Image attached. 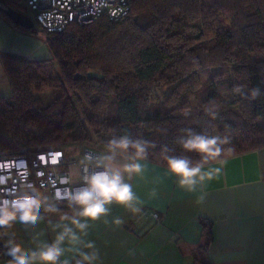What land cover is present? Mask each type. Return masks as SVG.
<instances>
[{"label": "trees", "instance_id": "obj_1", "mask_svg": "<svg viewBox=\"0 0 264 264\" xmlns=\"http://www.w3.org/2000/svg\"><path fill=\"white\" fill-rule=\"evenodd\" d=\"M23 31L41 34L51 59L0 56L10 83L0 97V158L92 140L104 150L128 135L155 145L147 160L165 166V154L198 159L177 142L186 127L229 135L234 152L224 158L264 147V0H130L117 22ZM43 84L61 95L41 104L33 90ZM257 87L261 95L248 98ZM211 101L220 105L215 120L203 111ZM201 226L206 249L212 225Z\"/></svg>", "mask_w": 264, "mask_h": 264}, {"label": "crops", "instance_id": "obj_2", "mask_svg": "<svg viewBox=\"0 0 264 264\" xmlns=\"http://www.w3.org/2000/svg\"><path fill=\"white\" fill-rule=\"evenodd\" d=\"M23 30L0 14V56L49 61L51 54L43 36ZM9 86L0 65V97L9 95ZM225 159L227 164L219 177L195 193L179 188L165 166L141 161L144 173L127 181L144 202L139 214L112 204L106 216L84 221L77 216V206L51 205L44 194L47 208L36 225L16 221L11 228L0 229V264L10 260V240L25 249H36L53 242L63 225L73 227V216L89 225L83 239L93 242L99 254L94 264H195L196 260L206 264H264V147ZM153 189L156 196H152ZM201 195L204 199L198 202ZM62 216L67 218L62 221ZM117 218L124 223L115 225ZM203 220L212 225L213 233L206 249ZM73 230L79 235L78 229ZM62 246L69 247L67 241ZM78 259L71 252L61 257L69 263Z\"/></svg>", "mask_w": 264, "mask_h": 264}, {"label": "clouds", "instance_id": "obj_3", "mask_svg": "<svg viewBox=\"0 0 264 264\" xmlns=\"http://www.w3.org/2000/svg\"><path fill=\"white\" fill-rule=\"evenodd\" d=\"M235 93H242L240 86L234 87ZM261 95L260 89L250 90L248 98L256 99ZM220 105L209 102L203 111L212 120L219 116ZM192 115L191 110L183 112L184 117ZM183 135L178 138V143L185 153H195L198 159L193 160L187 155H164L167 173L176 179L179 188L188 193L197 192L206 184L221 174L227 164L225 154L234 152L229 135H212L204 131H196L186 127ZM155 145L142 139H133L128 135L113 136L104 145V152L92 161L94 170L83 181V184L75 190H70L64 195L69 205L79 208L77 216L84 221H96L109 213V206L117 204L129 210L133 214L142 213L144 202L136 195L133 186L127 182L133 176L144 173L145 167L141 161L148 159L149 147ZM169 150L163 149L164 153ZM127 178V179H126ZM155 189L152 196H156ZM204 196L198 197V202L203 201ZM44 199L41 193L34 189H24L12 199L0 200V229L11 228L14 222L19 221L25 225H36L41 217V208ZM77 216L70 218L71 225L79 230V235L73 227L63 225L53 242L45 243L36 249H25L21 244L9 241L7 255L10 257L8 264H69L68 260H61L66 252L74 253L79 259L76 264H94L99 258L95 251V245L91 241H85L89 227L87 222H82ZM67 217H61L63 221ZM115 225L124 223L122 219H115ZM59 227V225H58ZM67 241L69 247L62 245ZM89 249L92 251H83Z\"/></svg>", "mask_w": 264, "mask_h": 264}, {"label": "built area", "instance_id": "obj_4", "mask_svg": "<svg viewBox=\"0 0 264 264\" xmlns=\"http://www.w3.org/2000/svg\"><path fill=\"white\" fill-rule=\"evenodd\" d=\"M130 0H23L32 12L37 28L46 33L63 31L69 25H87L99 17L117 22L128 14ZM12 3L13 1L10 0ZM100 155L92 148L72 146L31 152L22 149L16 156L0 158V200L12 199L24 189L38 190L47 208L44 194L51 205H68L64 195L83 184L94 170L92 161ZM76 168V172L71 171ZM156 219L157 215L153 214ZM69 264H76V260Z\"/></svg>", "mask_w": 264, "mask_h": 264}, {"label": "rangeland", "instance_id": "obj_5", "mask_svg": "<svg viewBox=\"0 0 264 264\" xmlns=\"http://www.w3.org/2000/svg\"><path fill=\"white\" fill-rule=\"evenodd\" d=\"M12 1L17 5L18 9L20 10V12L22 14L28 16L32 20L34 27H37L35 21L33 20L32 12L25 6L23 0H12ZM55 70H56V67L54 68V70L53 69L51 70L52 72L50 73V76H52V78H54L53 75L55 74ZM48 78H49V76L46 75V79H45L46 82H47ZM33 94L40 101L41 104H48L51 101H53L54 99L58 98L61 95V91L59 88L49 86V84H43L38 90L34 89ZM193 107L195 108V105H193ZM68 145H69V148L72 147L70 144H68ZM63 146H65V145H63ZM74 146H76V145H74ZM77 146L96 149L101 154L104 152L103 149H99L96 146L94 140H92L90 142H82L80 144H77ZM57 147H60V146H57ZM61 148H63V147L61 146ZM71 171L76 172V168L71 167Z\"/></svg>", "mask_w": 264, "mask_h": 264}, {"label": "water", "instance_id": "obj_6", "mask_svg": "<svg viewBox=\"0 0 264 264\" xmlns=\"http://www.w3.org/2000/svg\"><path fill=\"white\" fill-rule=\"evenodd\" d=\"M0 13L5 16L14 26H17L24 30H31L34 25L32 20L22 14L19 11L14 10L11 7L6 6V0H0ZM91 75L87 74V77L90 78ZM92 76L96 77L97 79H101V75H95Z\"/></svg>", "mask_w": 264, "mask_h": 264}, {"label": "flooded vegetation", "instance_id": "obj_7", "mask_svg": "<svg viewBox=\"0 0 264 264\" xmlns=\"http://www.w3.org/2000/svg\"><path fill=\"white\" fill-rule=\"evenodd\" d=\"M9 2H10V0H9ZM10 3H11V2H10ZM6 6H7V7H11V8H13L14 10L20 12V10L18 9L17 5H16L14 2H12L11 5H10V4H8V0H6Z\"/></svg>", "mask_w": 264, "mask_h": 264}]
</instances>
